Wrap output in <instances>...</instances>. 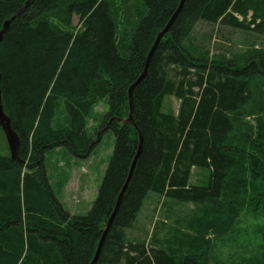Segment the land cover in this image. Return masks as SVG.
I'll list each match as a JSON object with an SVG mask.
<instances>
[{"label":"trees","instance_id":"obj_1","mask_svg":"<svg viewBox=\"0 0 264 264\" xmlns=\"http://www.w3.org/2000/svg\"><path fill=\"white\" fill-rule=\"evenodd\" d=\"M27 1L0 0V29ZM139 1L145 13L129 42L117 35L110 0H31L0 42L3 112L20 139L18 161L0 146V264L91 262L139 144L136 130L116 119L127 118L129 88L180 2ZM244 2L185 0L157 45L144 78L131 92L141 151L95 264H200L194 256L178 257L169 242L148 248L145 241L128 240L127 231L148 195L195 205L218 203L224 189L243 188L234 181L253 185L264 181L261 124L241 132L247 138L255 130L258 138L252 139L251 152L235 141L240 136L236 116L248 103L251 81L264 77V64H208L184 44L199 21L235 27L234 15L241 14ZM72 15L81 22L78 30L71 25ZM167 96L179 100L176 113L162 111ZM99 99H107L108 112L95 142L98 135L112 131L114 149L89 213L71 217L49 186L44 155L61 145L76 156H86L84 151L92 144L84 133V119ZM27 119L33 121L29 129ZM40 130L28 156L29 135ZM193 168L209 171L205 185H190ZM229 195L246 201L243 192ZM245 205L232 208L230 214ZM263 209L260 199L251 216L264 217ZM205 261L208 264V258Z\"/></svg>","mask_w":264,"mask_h":264},{"label":"rangeland","instance_id":"obj_2","mask_svg":"<svg viewBox=\"0 0 264 264\" xmlns=\"http://www.w3.org/2000/svg\"><path fill=\"white\" fill-rule=\"evenodd\" d=\"M110 1L114 3L112 14L117 35L129 42L133 27L143 16L142 13H145L144 7L139 0ZM241 11V14L234 15L233 22L237 24L235 27L206 21L197 22L185 41V46L193 55L199 56V59L208 64L232 62L237 66H245L252 61L264 64V0H245ZM72 16L71 25L78 30L81 26L79 17ZM251 88L248 103L240 116H236L240 134L235 140L236 146L239 145L245 152H251L252 139L258 137L254 134L255 130L247 138L241 132L251 130L252 127L259 129V124L264 130V77H254ZM178 108L179 100L172 96L165 97L163 112L176 113ZM107 112V99H99L84 119V133L92 144L88 152L84 151L85 157L76 156L68 150V146L61 145L49 149L44 155L49 186L64 211L71 217L89 213L112 157L115 144L112 131L98 135L99 140L95 142L98 131L106 123L104 118ZM58 117L63 123V114L60 113ZM32 122L27 119L25 127L29 129ZM51 131L57 132L55 128ZM41 135V130L30 133L28 156L32 154L34 138ZM0 146L9 153L3 132H0ZM23 172L25 173V169ZM208 177V170L193 168L190 185H205ZM240 177L238 175L237 179ZM234 182L243 188L224 189L223 197L217 200L218 203L208 200L201 205H195L149 194L135 224L127 231L128 240L145 241L148 248L153 245L165 246L169 242L171 251L178 257L194 256L200 264L206 262V258L208 264H264V217L255 219L250 212L260 199H264V181L255 185L249 182L239 183L240 180ZM242 192L245 193L246 201L243 196L234 198L229 195ZM252 192L253 199L247 202ZM241 205H245L242 211L235 215L230 214L232 208ZM261 214H264V209ZM211 257L215 258L213 262Z\"/></svg>","mask_w":264,"mask_h":264},{"label":"water","instance_id":"obj_3","mask_svg":"<svg viewBox=\"0 0 264 264\" xmlns=\"http://www.w3.org/2000/svg\"><path fill=\"white\" fill-rule=\"evenodd\" d=\"M31 0H28L26 2V4L9 20H7L3 26L2 29H0V42L3 40L5 34L7 33L9 26L11 24V22L16 19L21 13H23L25 11V9L28 7V5L30 4ZM185 0H180L178 7L176 8L175 12L173 13V15L171 16V18L169 19L168 23L166 24V26L158 33L154 44L146 58V62H145V66L143 68V71L141 73V75L138 77V79L130 86L129 91H128V99H129V112H128V116L126 119H116L117 122L121 123L122 125L125 124H130L131 126H133L134 128L137 129V126L133 120V104H132V99H131V92L132 89L139 84L142 79L144 78L146 72H147V67L148 64L150 62L151 56L154 53L157 45L159 44V42L164 38V36L168 33L171 25L173 24L174 20L176 19V17L179 15L183 5H184ZM0 129L4 134L8 149H9V154H10V158L12 160H19V147H20V139L18 137V135L16 134V132L13 131L12 127H11V122L10 119L4 114L3 112V105H2V98H1V90H0ZM138 130V129H137ZM138 138H139V144H138V148H137V152L134 156V159L132 161V164L130 166L129 172H128V176L126 178V181L122 187V189L120 190L115 206L112 210V213L108 219V221L106 222L104 229L102 230L99 242L97 244V248L95 251V254L91 260V262L89 264H95V262L97 261L100 251H101V247L103 244V241L106 237V234L110 228V225L114 219V216L116 215L118 208L120 206L122 197L126 191V188L129 185V182L131 180L134 168L136 166V163L138 161V157L141 151V144H142V135L140 134V132L138 131Z\"/></svg>","mask_w":264,"mask_h":264},{"label":"bare ground","instance_id":"obj_4","mask_svg":"<svg viewBox=\"0 0 264 264\" xmlns=\"http://www.w3.org/2000/svg\"><path fill=\"white\" fill-rule=\"evenodd\" d=\"M120 119V118H119ZM117 122V121H116ZM135 122V121H134ZM117 123H119V122H117ZM121 124V123H120ZM136 124V123H135ZM137 126V125H136ZM133 127V126H132ZM134 128V127H133ZM135 130H136V132H137V134H138V131L140 132V130H139V128H138V126H137V129L136 128H134ZM140 134H141V132H140ZM112 213V212H111ZM111 213H110V215H111ZM110 215H109V217H110ZM109 217H108V219H109ZM108 219H107V221H108ZM99 242V241H98ZM97 248V247H96ZM96 251V250H95Z\"/></svg>","mask_w":264,"mask_h":264}]
</instances>
